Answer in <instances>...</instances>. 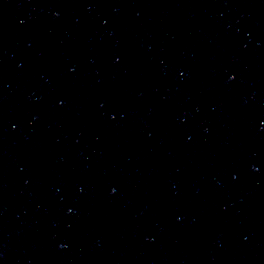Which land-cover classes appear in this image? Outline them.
I'll return each mask as SVG.
<instances>
[{
	"label": "water",
	"instance_id": "95a60500",
	"mask_svg": "<svg viewBox=\"0 0 264 264\" xmlns=\"http://www.w3.org/2000/svg\"><path fill=\"white\" fill-rule=\"evenodd\" d=\"M0 264H264V0H0Z\"/></svg>",
	"mask_w": 264,
	"mask_h": 264
}]
</instances>
